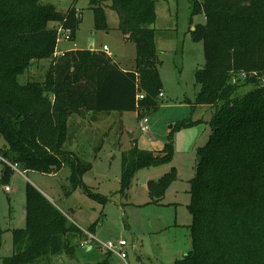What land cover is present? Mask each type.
Segmentation results:
<instances>
[{
  "label": "trees",
  "instance_id": "16d2710c",
  "mask_svg": "<svg viewBox=\"0 0 264 264\" xmlns=\"http://www.w3.org/2000/svg\"><path fill=\"white\" fill-rule=\"evenodd\" d=\"M107 1L124 39L134 43L131 68L100 48L66 49L56 56L57 28L68 29L73 39L80 23L75 6L60 11L39 0H0V136L6 143L0 156L23 171L53 173L67 166L71 189L79 185L101 202L105 198L82 181L91 163L63 147L68 118L82 111H134L139 120L158 108L162 88L154 42L156 0ZM188 2L190 22L193 15H204L191 29L204 54V65L195 72V103L214 108L190 180V249L171 264H264V0ZM102 4L91 0L97 29L106 28ZM39 59L49 60L42 80L20 83L18 75ZM172 155L171 130L158 151L133 142L121 152L119 191L129 188L137 170L167 163ZM12 174L3 164L0 184L7 185ZM176 176L171 167L148 180L149 202L159 203ZM24 205L25 226L11 229L12 253L0 257V264H34L62 252L72 257V238L84 231L28 182ZM2 232L0 226V247ZM109 253L95 264H110Z\"/></svg>",
  "mask_w": 264,
  "mask_h": 264
},
{
  "label": "rangeland",
  "instance_id": "374dc122",
  "mask_svg": "<svg viewBox=\"0 0 264 264\" xmlns=\"http://www.w3.org/2000/svg\"><path fill=\"white\" fill-rule=\"evenodd\" d=\"M39 1L52 3L60 11L73 5L81 19L74 38L59 40L57 49L71 47L74 43L77 48L88 49L106 44L116 63L134 65V43L124 39L118 29L117 14L107 0H100L103 2L105 29L94 26L91 0ZM155 12L154 42L160 60L158 69L163 95L157 96L158 108L147 116L149 130L142 132L139 129L134 111H112L110 114L82 111L67 120L63 147L91 163L90 170L82 177L83 184L105 201L88 196L79 185L71 189L67 166L53 173L23 171L21 168L13 170L7 183L10 191H5L0 184V226L3 229L0 257L12 253L11 229L25 226L23 206L27 182L57 204L81 230L86 231L95 222L92 233L98 241L124 239L127 242V264H171L190 249L187 228L191 222L187 208L190 180L194 174L196 151L208 140V120L214 108L195 103L199 90L195 72L204 65V54L202 42L191 38V26L203 22L204 15L197 13L190 22L188 0H156ZM48 64V59L34 61L28 70L18 75V81L42 80ZM248 88L246 85L239 92ZM182 120L193 122L173 126ZM169 130L173 141L171 160L137 170L129 188L121 193V152L130 148L133 142L141 150H161ZM5 144L0 136V149ZM3 164L8 165L0 159V174ZM171 167L176 168V178L168 185L159 203L149 202L146 182L157 180ZM84 239L72 238L75 245L72 257L62 252L39 258L34 264H95L108 254L97 247L96 241ZM108 260L110 264H125L115 253H109Z\"/></svg>",
  "mask_w": 264,
  "mask_h": 264
},
{
  "label": "built area",
  "instance_id": "2783aa9c",
  "mask_svg": "<svg viewBox=\"0 0 264 264\" xmlns=\"http://www.w3.org/2000/svg\"><path fill=\"white\" fill-rule=\"evenodd\" d=\"M59 40H72L71 35H70V31L68 29H64L63 27L59 26L57 28V42H59ZM100 49L107 52L108 54H110L108 52L107 45L103 44ZM64 51H65L64 49H57L56 56L62 55ZM240 78L243 80L245 78V74H242L240 76ZM263 83H264V81H263ZM161 95H163L162 91L159 92V96H161ZM142 96H143L142 94L138 95L139 98H142ZM138 126L142 132H147L149 130V127L147 125V116H143V117L139 118ZM0 159L3 160L4 162H6L13 170L19 171L18 165L16 163L8 162V160L3 158L2 156H0ZM3 187H4L5 191H10V187L8 185H3ZM84 233L86 235V238L84 240L96 241V245L99 246L100 249H102L106 252L117 254L124 261V263L127 264V262H126L127 242L124 239H118L116 241L108 240L105 242H100L90 232L84 231ZM83 243H86V242L83 241Z\"/></svg>",
  "mask_w": 264,
  "mask_h": 264
},
{
  "label": "crops",
  "instance_id": "0c3cea01",
  "mask_svg": "<svg viewBox=\"0 0 264 264\" xmlns=\"http://www.w3.org/2000/svg\"><path fill=\"white\" fill-rule=\"evenodd\" d=\"M191 29H193V26H191ZM106 45V44H105ZM73 48H77V47H75V43H74V45L73 46H71V47H67V48H65L64 50H66V49H73ZM89 49H92V50H97V49H99V48H96V47H92V46H90L89 47ZM108 52L110 53V51L108 50ZM110 55H111V53H110ZM133 64H134V62H133ZM121 66V65H120ZM121 67H123V68H131V67H133V66H121ZM136 113V112H135ZM110 114V113H109ZM144 183L146 182V181H143ZM47 197V196H46ZM49 199V198H48ZM51 200V199H50ZM51 202H53L52 200H51ZM54 203V202H53ZM55 204V203H54ZM61 211H63L57 204H55ZM64 212V211H63ZM65 213V212H64ZM65 214H67V213H65ZM67 216V215H66ZM68 217V216H67ZM92 235H93V233L92 232H90ZM94 236V235H93ZM84 238H86V235H84L83 237H82V239H84ZM97 247H99V246H97ZM90 249V248H89ZM88 249V250H89Z\"/></svg>",
  "mask_w": 264,
  "mask_h": 264
},
{
  "label": "water",
  "instance_id": "95a60500",
  "mask_svg": "<svg viewBox=\"0 0 264 264\" xmlns=\"http://www.w3.org/2000/svg\"><path fill=\"white\" fill-rule=\"evenodd\" d=\"M69 77H68V74H66V76H65V80H67ZM144 181V180H143ZM25 210H26V207H25V205L23 206V212H25ZM88 248H90V246H88Z\"/></svg>",
  "mask_w": 264,
  "mask_h": 264
}]
</instances>
